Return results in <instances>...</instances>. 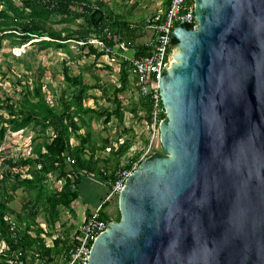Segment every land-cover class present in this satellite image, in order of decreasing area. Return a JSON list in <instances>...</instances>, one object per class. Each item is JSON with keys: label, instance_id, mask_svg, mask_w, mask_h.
I'll return each mask as SVG.
<instances>
[{"label": "water", "instance_id": "obj_1", "mask_svg": "<svg viewBox=\"0 0 264 264\" xmlns=\"http://www.w3.org/2000/svg\"><path fill=\"white\" fill-rule=\"evenodd\" d=\"M194 5L160 82L163 154L126 180L88 264H264V0Z\"/></svg>", "mask_w": 264, "mask_h": 264}, {"label": "rangeland", "instance_id": "obj_2", "mask_svg": "<svg viewBox=\"0 0 264 264\" xmlns=\"http://www.w3.org/2000/svg\"><path fill=\"white\" fill-rule=\"evenodd\" d=\"M105 1L106 3H103L104 1L100 0L114 16L142 28L145 18L156 10L157 6L165 8L164 5H160L159 0ZM131 1L136 2L131 4L129 3ZM16 4L19 5V2ZM4 9L5 6L0 4V10ZM81 24H83L82 20L70 23L55 17L52 18L49 28L66 36L68 32L78 30ZM137 34L135 43L140 44L145 36L144 29ZM47 40H49L47 37L29 42H23L18 37L2 40L0 45V106L20 105L23 103L24 96L31 99V95L27 94V88L32 93L34 89L40 87L46 102L57 112H61L63 104L71 103V100L77 96V92L64 80V71L67 68L71 77L81 78L85 86L89 87L82 104L84 110L91 111L81 117L74 115L80 131L77 135L71 133L70 145L75 147L80 143V137L84 139L88 136L89 148L95 151L96 157L110 166L115 162L114 153L122 144H127L130 145V149L120 160V168L129 165L131 161L132 164L135 163L143 153L139 150V145L137 146L139 140L136 132L139 133V123L148 116L135 91L128 68H125L129 81L126 90L115 96L114 88L121 86L122 64L117 62L115 66H111L103 57L96 60L93 55H87L89 47L81 51L80 46L73 41L66 43L65 48L61 49H56L54 46L43 48L40 42ZM88 46L94 48L93 45ZM118 67H120V72L117 71ZM115 97L120 101L122 120L112 116L109 123H106V114H111L117 107ZM0 116L8 119L7 113L1 109ZM51 136V130L41 132L39 127L33 125L25 130L7 133L4 136L0 146V200L2 196L12 194L10 191L12 179L9 175L21 174L23 178L28 177L29 168L22 166L20 161L34 156L33 149L45 140H49ZM160 150L157 154H163V149ZM80 183L79 199L75 202L73 209H59V218L56 221H54L46 199L52 192H60L64 184L57 174L48 176L43 184L44 192L40 199H35L34 192L19 189L13 195V200L8 203L10 213L7 218L11 223L17 222L16 216L18 215L22 218H30L35 208L38 209L34 225H31L30 235L34 237V233L41 230L39 244L44 250L50 251L49 256L44 258L49 264H58L56 260L64 257L71 237L78 227V213L80 207H83V201L89 203V209H91L96 203H101L102 200H99V197L104 199L105 192L108 191L106 186L100 184V180L94 176L88 178L82 175ZM86 184L88 188L85 187ZM25 206L28 207L25 209ZM118 212L115 198L103 209V213L115 222ZM29 254L33 255L36 252L30 251Z\"/></svg>", "mask_w": 264, "mask_h": 264}, {"label": "trees", "instance_id": "obj_3", "mask_svg": "<svg viewBox=\"0 0 264 264\" xmlns=\"http://www.w3.org/2000/svg\"><path fill=\"white\" fill-rule=\"evenodd\" d=\"M16 2H19V5ZM0 4L5 6L4 10H0V20H2L0 22V45L4 39L10 40L18 37L23 42H29L47 37L49 40L40 42L43 48L54 46L56 49H61L65 48L66 43L70 41L86 43L91 38H97L106 47H113L121 41L131 42L134 46L135 58L147 55L148 50L145 46H139L135 43L138 37L137 33L141 32L143 28L133 26L125 20L116 19L100 0H0ZM82 4H86V6H82ZM168 4L169 0H165V9ZM95 6L97 7L96 10L93 8ZM55 17L70 23L82 20L83 24L78 27V30L68 32L66 36H63L62 33L49 28L52 18ZM186 28L190 29L189 26ZM176 46L177 42L173 40V48ZM87 47H89L87 55H93L96 60L104 56L103 52H98L92 46L83 45L79 49L84 51ZM122 65L121 86L114 88L115 96L125 92L129 83L128 73L125 69L128 68V64ZM64 80L68 86L77 92V96L71 100V103H64L61 112H57L53 106L46 102L40 87L34 89L32 93L27 88V94L31 95V99L24 96L23 103L20 105L6 104L0 106V109L8 115V119L0 116V146L7 133H16L32 125L39 127L41 132L47 130L52 132L49 140H45L33 149L32 153L35 158L31 157L20 161L22 166L29 168L28 177L23 178L21 174L9 175V178L12 179L10 190L12 194L4 195L0 200V241H4L12 251L23 253L33 251L42 259L47 258L50 251L44 250L39 244L41 230L36 231L34 237L30 235L31 225H34V218L38 209L35 208L30 218L16 216L15 228H11L7 218L10 213L8 203L13 200L15 192L19 189H26L28 192H34L35 199L38 200L44 192L43 184L48 176L57 174L58 178L64 181V184L60 192H52L46 199L54 221H56L59 218V209H70L71 205L79 198L77 186L80 184L82 174L97 177L108 185L115 181V175L118 171L129 169L132 165L131 161L129 165L120 168V160L130 149V145L127 144H122L114 153L115 162L110 166L107 162L96 157L95 151L89 148L88 136L84 139L80 137L81 141L77 146L72 147L70 145L71 133L77 135L80 131L74 115L81 117V115H87L91 112L84 110L82 104L89 87L85 86L81 78L71 77L67 68L64 71ZM115 102L117 107L111 114H106V123H109L112 116L122 120L120 101L116 97ZM141 103L149 117L147 102L141 99ZM68 158H70L71 163L67 161ZM10 164L12 165L11 162ZM27 207L25 206V209ZM102 218L106 221H113L104 213H102ZM119 221L120 214L118 212L116 222ZM22 223L25 225L24 229ZM0 264H7L6 259L2 256H0Z\"/></svg>", "mask_w": 264, "mask_h": 264}, {"label": "built area", "instance_id": "obj_4", "mask_svg": "<svg viewBox=\"0 0 264 264\" xmlns=\"http://www.w3.org/2000/svg\"><path fill=\"white\" fill-rule=\"evenodd\" d=\"M82 6H86V4H82ZM93 8L97 9L96 6ZM194 9V0H169L166 9L158 10L147 16L143 24L144 33H147L143 46L148 52L147 55L140 58H135V50L131 42L121 41L113 47H106L99 39L91 38L86 43H77L79 46L93 45L98 52H103L104 56L102 57H105L109 63L128 64L135 91L139 98L146 101L149 106V117L144 122L147 145L142 150L143 153L129 169L116 173L115 181L108 184L109 192L104 200L94 211L83 216L71 237L62 264H88L92 244L112 222L102 218L104 207L114 198L118 202L119 195L129 176L142 162L163 149L160 141V124L161 121L167 119V110L162 103L160 82L173 64L171 45L173 29L186 22L193 26V30L198 27ZM117 71L120 72V67ZM29 157L35 158L34 156ZM67 161L71 163L70 158ZM10 224L14 229L15 224L11 222ZM0 256L6 259L7 264L45 263L38 254L31 255L12 251L4 241H0Z\"/></svg>", "mask_w": 264, "mask_h": 264}, {"label": "crops", "instance_id": "obj_5", "mask_svg": "<svg viewBox=\"0 0 264 264\" xmlns=\"http://www.w3.org/2000/svg\"><path fill=\"white\" fill-rule=\"evenodd\" d=\"M104 2L103 3H106V1L105 0H103ZM142 1H145V0H142ZM136 1H131V2H129V3H135ZM137 2H139V1H137ZM164 2H165V0H159V3H160V5H164ZM139 7L141 6L140 5V3H139V5H138ZM106 8V7H105ZM165 8H159V6H157V8H156V10H154L152 13H154V12H156V11H158V10H164ZM109 10V9H108ZM113 15V14H112ZM114 16V15H113ZM116 19H119V20H122V19H120V18H117L116 16H114ZM145 36H147V33H145ZM145 36H144V39H143V41L142 42H140V44H137V45H139V46H142L143 44H144V42H145ZM138 43H139V41H138ZM130 55V54H129ZM103 58H105V57H103ZM106 59V58H105ZM107 62H108V60H107ZM108 64L109 65H111V66H115V64H113V63H109L108 62ZM133 84H134V82H133ZM144 122H146V119H144V120H142L140 123H139V133L138 132H136L137 134H138V136H137V139L139 140L138 141V144H137V146L139 145V150L140 151H142L144 148H145V146H146V144H147V132H146V130H145V126H144ZM136 134V135H137ZM107 150H108V148H107ZM99 158V157H98ZM82 175H84V174H82ZM81 175V176H82ZM85 177H88V178H91L92 176H87V175H84ZM100 180V179H99ZM100 184H102L103 186H106V188L108 189V191L107 192H105V194L107 195L108 194V192H109V188H108V185H107V183H104L103 181H101L100 180ZM81 184V183H80ZM80 184L77 186V189L78 190H80ZM86 188H88V184H86V186H85ZM79 194H80V192H79ZM104 194V193H103ZM79 199V198H78ZM77 199V200H78ZM76 200V201H77ZM99 200H104V199H101V197H99ZM75 201V202H76ZM101 201V202H102ZM73 203L72 205H71V209H73L72 207L74 206V204H76V203ZM99 205V202L98 203H96V205H95V207H93V208H91V209H89V203H87V202H85V201H83V207H80V206H78V207H80V211H79V213H78V224H77V226H79V224H80V222H81V220H82V218H83V216L84 215H88L90 212H92V211H94L96 208H97V206ZM78 228V227H77ZM66 253V252H65ZM65 255V254H64ZM41 258V257H40ZM42 259V258H41ZM42 260H44V264H49L48 262H47V260H45V259H42ZM63 260H64V257H59L57 260H56V262H58V264H62V262H63ZM36 263V262H35ZM36 264H38V263H36ZM40 264H42V263H40Z\"/></svg>", "mask_w": 264, "mask_h": 264}]
</instances>
